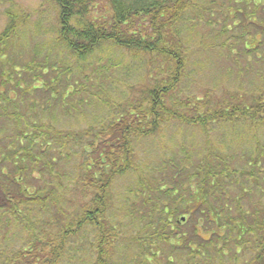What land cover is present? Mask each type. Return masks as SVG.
Returning a JSON list of instances; mask_svg holds the SVG:
<instances>
[{
	"label": "rangeland",
	"instance_id": "rangeland-1",
	"mask_svg": "<svg viewBox=\"0 0 264 264\" xmlns=\"http://www.w3.org/2000/svg\"><path fill=\"white\" fill-rule=\"evenodd\" d=\"M212 1L193 0L194 7L187 14L184 23L188 24L187 31H184L182 36L185 43V71L178 89L168 100V104L173 108L172 111L178 110L176 113L190 119L198 118L202 113L214 112L219 105L233 107L235 104H246L248 106L258 98H264V33L261 31V26H264V9L257 8L259 5L264 7V0H252L253 4H250L246 11L242 10L238 20L229 18L227 15L231 7L242 8L241 5L229 0L220 1L225 3H219L217 0V4L213 5ZM244 1L238 2L244 5ZM53 4L52 0H0V37L12 18L16 20L19 27L18 33L6 41L4 49H7V55L1 56L0 65L7 66L9 73L14 75V83L21 81V91L17 97L14 96V99L22 103L18 105L22 120L27 122L36 120L38 124L50 121L51 125L65 131L70 129L81 131L95 123L103 125L107 122L108 124V120L117 116L116 107L124 99L135 100L142 91L152 88L157 81L166 80L168 75L170 76L171 67L166 70L160 59L156 60L155 57L148 55L135 57L110 44L102 45L91 56L77 59L63 46L56 44L57 21ZM254 6L257 9H253ZM205 8L215 10V13L203 11ZM258 12L261 21L259 20V23L251 21L257 25L249 26L246 33L243 25L246 24L243 20L244 15L247 17L256 13L254 14L256 16ZM225 25L226 33L221 31ZM255 40L263 43L260 44L259 49L255 47L254 50L247 52L246 45L254 46ZM225 42L230 43L232 48L229 45H227L229 48L223 47L221 44ZM31 62L54 69L49 71V68L44 67L41 70L42 75L49 72L51 79L62 77L59 89L50 95V101L40 98L46 91L43 79L33 78V81L29 82L25 67ZM24 76L29 83L23 81ZM235 94L238 95V101L234 97ZM184 95L188 96L194 104L200 102L205 108H199L193 103L183 107ZM253 95L256 96L254 101ZM57 98L59 100L65 98V108L61 103L54 104ZM0 103L4 105L1 100ZM175 103L177 106H174ZM8 108L14 110L12 105ZM51 110L57 117L56 123L47 118ZM2 112L0 107V114ZM182 116L167 117L170 121L161 125L159 133L157 132L150 139H140L136 142L138 162L147 176L148 174L151 178L167 176L172 172V169L168 168V163L173 161L176 162L175 164L182 165L187 161L185 158H188L194 166L206 164L207 160H211L210 162L216 165L221 161L213 158L215 155L224 158L234 169L241 170L247 165L245 159H239L243 154L242 150L249 152L247 145L255 146V139L264 145V124L252 126L243 123L247 119L231 123L214 122L208 125L207 131L197 122L188 124ZM10 125L5 117L0 116V152L7 154L11 153L10 140L7 139V136L12 133ZM72 143L74 144L71 148L76 152L79 151L80 141L74 140ZM85 144L83 142L81 146ZM35 153L40 158L43 155L38 149ZM53 158L56 159V163L52 166L54 174L46 170L41 158V162L34 166V173L30 168L25 179L29 185L33 183V188L30 190H34V187H44L42 176L47 183L58 185L56 201L64 209L71 211L73 208L70 209L69 206L73 205L70 201L79 200L81 197L75 190L78 158L73 157L69 160L63 158L58 144L49 153L48 160L51 162ZM28 166L31 167V165ZM0 167H4L5 172L16 170L8 161L2 162ZM36 169L41 173L40 176L36 173ZM193 171L194 167L189 169L190 173ZM189 172L184 174L183 179H186ZM227 180L225 178L224 185L228 182ZM113 184L112 202L106 213L109 226L115 228L112 233L117 235L113 240L112 264H195L196 262L197 264H245L252 258V251L244 248L243 245H235L234 233L227 231L223 234L226 232L225 226L215 228L213 223H217V217L214 215L216 211L212 214L213 223H209L204 217L198 221L204 228L211 230L208 232L209 235L205 236L203 234L207 232L201 228L203 234L200 233V235L203 238L208 239L215 232V239L212 238L211 243L201 242L200 247L198 238L193 232L194 220L189 219L185 222L186 215L178 216V219L171 220L169 229H173L176 235L179 233V238L172 234L167 241L159 242L157 238H154L152 241L160 246V252H156L155 255L153 249L150 253H146L145 240H139L138 237L140 234H150L154 227L160 228L164 217L160 213H154L151 211L152 207L144 204L141 187H138L139 177L135 173L126 174ZM262 185L264 187V182ZM242 187H251L254 190L250 191L251 194L248 196H243ZM225 189L228 193L217 206L218 210L224 209L223 214L229 208L232 218H237L239 207L249 210V214L256 210L259 194H254L256 188L253 185L243 180V186L230 183ZM176 194L175 191L172 196L176 197ZM179 194L185 196L183 193L179 192ZM64 196H66L65 200H63ZM237 198L239 205L235 202ZM128 200H132V204L137 206L136 209L131 208V214L129 210L126 211ZM132 204L129 205L133 206ZM54 205L50 202L48 211L44 215L41 211L33 213L34 216L31 218L34 222L33 228L37 229L40 235L45 234L43 231H53L52 225L44 227L42 223L48 216L52 218L58 215V218L65 220L56 212ZM168 205L173 204L168 203ZM220 206L223 208H219ZM38 218L40 219L36 224L35 221ZM143 226L147 227L140 230ZM242 230L244 232L245 228L242 227ZM183 233H187L188 238L193 241L190 245L191 251L181 248L178 242ZM221 236L222 238L230 237L225 248L222 239L217 242ZM97 239L95 229L92 226L87 227L79 234V237L73 238L71 245L68 244L61 264H95L97 253L94 247ZM247 242L252 244L254 240L248 237ZM25 244L26 233L23 225L16 218L14 219L13 215H0L2 256L7 253H9L8 256L14 255L20 248L25 249ZM196 248L200 249L201 256L194 258ZM221 249H223L220 255L222 257H219L217 252ZM142 256L146 257L141 259Z\"/></svg>",
	"mask_w": 264,
	"mask_h": 264
},
{
	"label": "trees",
	"instance_id": "trees-1",
	"mask_svg": "<svg viewBox=\"0 0 264 264\" xmlns=\"http://www.w3.org/2000/svg\"><path fill=\"white\" fill-rule=\"evenodd\" d=\"M220 1L223 0H219V3H225ZM238 1L241 0H229V2L242 6L236 9L229 7L232 10L228 11L229 18L238 20V16L242 15V10L246 11V8L253 4L252 0H245L244 5ZM52 2L57 21L56 44L63 46L77 59L91 56L102 45L110 44L135 57L148 55L155 57L156 60L160 59L166 70L171 67V73L166 80L157 81L152 88L142 91L135 100L124 99L116 107L117 116L108 120V124L107 122L103 125L95 123L81 131L71 129L65 131L57 129L50 124V121L38 124L36 120L31 122L22 120L20 107L18 108V105L22 103L14 99V96L17 97L21 91V81L14 83V75L9 73L7 66L0 65V100L4 103V105L0 103L3 111L0 116L5 117L6 121L11 124L12 132L7 136L10 140L11 153L0 152V164L8 161L16 169L13 172H5V168L0 167V215H13L14 219L16 218L23 225L26 233V248H20L12 256H8L9 253L2 256L0 253V264H61L68 244L71 245L73 238L79 237V234L90 226L98 235L94 247L97 253L95 264H112L113 240L117 235L112 233L115 228L109 226L106 213L112 202L113 183L129 173H135L139 177L138 187H141L142 197L144 196L145 199L144 204L152 207L151 211L154 213H160L164 217L163 224L159 226L160 228L154 227L148 234L149 238L148 235L141 234L138 237L139 240H145L146 253H150L153 249L155 255L156 252H160V246L152 241L154 238H157L159 242L169 240L172 235L179 238V233L176 235L173 229H169L171 220L185 217V215L187 216L185 222L189 219L194 220L193 232L198 238L200 247L201 242L211 243L215 239V232L208 239L203 238L200 235V233L203 234L200 229L203 228L207 232L203 234L205 236L209 235L208 232L211 230L204 228L198 221L204 217L209 223H213L212 214L216 211L214 215L217 217V223H213L215 228L225 226L226 232L223 234L227 231L234 233L235 245H243L244 248L253 252L252 258L245 264H264V187L262 185L264 182V145L255 139L256 137L253 138L255 146L247 145L249 152L242 150L243 154L239 159H245L247 165L241 170L234 169L224 158L215 155L213 158L221 161L216 165L210 162L211 160H207L206 164L194 166L188 158H185L188 162L185 161L182 165L175 164L176 162L173 161L168 163L169 170L172 169L171 174L151 178L150 174L148 176L144 174L138 162L136 142L140 139H150L151 136L159 133L161 125L170 121L167 117L182 116L176 113L178 110L172 111L173 108L168 104V100L178 89L184 75L185 43L182 36L183 32L187 31L188 24L184 23L187 14L194 7L193 0H52ZM212 2L214 5L218 1L213 0ZM210 8H205L203 11L215 13V10ZM257 8L264 9L260 5ZM254 14L247 17L244 15L245 32L249 26L257 25L251 21H257L256 23L261 21L259 12L256 16ZM226 27L225 25L221 31L226 33ZM17 30H19L17 22L12 18L11 23L0 37V58L1 56L6 57L7 49H4L6 41L16 35ZM261 31L264 33V26H261ZM254 38L256 39L255 36ZM255 42L254 46L247 47L246 45L247 52L254 50L255 47L259 49L260 44L263 43L259 40ZM221 45L231 46L227 42ZM44 67L49 68V71H54L52 67L32 62L26 65L25 71L29 82H32L33 78L44 80L46 91L40 98L50 101V95L59 89L62 77L51 79L49 72L42 75L41 70ZM27 77L24 76L23 81L28 82ZM237 96V94L234 95L235 99ZM182 99L185 100L183 107L193 103L188 96L184 95ZM64 101H66L65 98L61 100L57 98L54 104L61 103L65 108ZM197 101L200 100L197 99ZM9 105L14 107L13 111L8 108ZM194 105L205 108L200 102ZM174 106H177V103ZM52 111L47 118L56 123L57 117ZM182 119L187 120L188 124L197 122L207 131L208 125L214 122L231 123L245 119L249 122L244 121L243 123L259 126L264 124V98L260 97L248 106L246 104H235L233 107L219 105L214 112L202 113L195 119L182 116ZM74 140L80 141V146H78L80 150L77 152L71 148ZM83 142L86 144L81 146ZM56 144L63 158L67 160L73 157L78 158L75 190L81 197L79 200L70 201L73 205L69 206L70 209L73 208L71 211H67L56 201L58 185L47 183L45 177L42 176L44 187H34V190H30L33 188V183L29 185L25 179L29 170L32 169L34 173V166L41 162V158H43L42 162L46 170L54 174L52 166L56 163V159L53 158L50 162L48 158ZM36 149L43 154L41 158L36 156ZM211 153L214 155L213 152ZM193 167L194 171L190 173L189 169ZM186 172L190 174L183 179ZM36 173L39 176L41 174L37 169ZM225 178L228 182L224 185ZM243 180L256 188L254 194H259L257 207L250 214L249 210L239 207L238 217L232 218L229 208L223 214L224 209L218 210L217 206L228 193L225 188L230 183L243 186ZM248 188H243V196H248L251 194L250 191L254 190L251 187ZM175 191L177 194L173 197L172 193ZM179 192L185 194L186 197ZM63 198L65 200L66 196ZM238 198L235 202L239 205ZM50 202L55 204L56 212L65 220L58 218V215L52 218L48 216L42 223L44 227L52 225L53 231L39 229L45 233L40 235L38 230L33 228L34 222L31 218L34 216L33 213L39 211L44 215L48 211L47 207ZM130 203L132 204V200H128L126 211L129 210L131 214V208L136 209L137 206L134 204L130 206ZM168 203L173 205L170 206ZM249 217L250 220H248ZM39 219L35 221L36 224ZM177 223L183 225L180 222ZM145 227L147 226H143L140 230ZM242 227L245 228L244 232ZM248 237L254 240V244L247 242ZM221 239L225 248L230 237L222 238L221 236L217 242ZM178 242L181 248L191 251L190 245L193 241L188 238L187 233H183ZM175 249L178 248L175 247ZM199 250L195 251L194 258L201 256ZM222 250L217 252L219 257H222L220 256ZM145 257L142 256L141 259Z\"/></svg>",
	"mask_w": 264,
	"mask_h": 264
}]
</instances>
